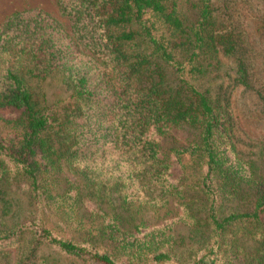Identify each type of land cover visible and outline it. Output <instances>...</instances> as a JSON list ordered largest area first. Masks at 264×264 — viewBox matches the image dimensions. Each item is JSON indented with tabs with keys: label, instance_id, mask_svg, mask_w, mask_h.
I'll list each match as a JSON object with an SVG mask.
<instances>
[{
	"label": "trees",
	"instance_id": "1",
	"mask_svg": "<svg viewBox=\"0 0 264 264\" xmlns=\"http://www.w3.org/2000/svg\"><path fill=\"white\" fill-rule=\"evenodd\" d=\"M184 4L56 0L69 30L36 9L1 24L0 196L34 208L0 223V252L28 237L17 264H50L51 248L79 264H264V179L232 144L226 97L202 86L241 35L215 0ZM55 74L64 104L36 101L31 83Z\"/></svg>",
	"mask_w": 264,
	"mask_h": 264
},
{
	"label": "rangeland",
	"instance_id": "2",
	"mask_svg": "<svg viewBox=\"0 0 264 264\" xmlns=\"http://www.w3.org/2000/svg\"><path fill=\"white\" fill-rule=\"evenodd\" d=\"M177 2L181 10L191 15L190 11L184 9V0ZM28 9L48 13L69 30L68 20L58 11L56 0H0V26L14 12ZM215 9L218 20L227 29L241 35V41L236 56L221 57L220 69L203 80L202 86H210L212 95L226 97L233 123L232 144L240 159L252 164L257 177L264 179V4L261 0H215ZM238 62L244 69V83L235 82ZM31 86L36 101L40 103L61 106L69 95L68 88L58 74L39 84L32 82ZM182 135L179 133L180 137ZM181 144L179 142L175 147ZM182 163L188 164L186 177L190 175L191 178L194 172L190 159L186 156ZM180 168L175 167L177 177L182 173ZM18 193L10 191L0 196V223L3 227L14 225L34 209L28 199ZM170 209L172 212L161 219V212L166 213ZM172 214H175L172 206L160 212L154 209L146 211V216L152 222L170 219ZM175 233L185 234V230L177 228ZM27 247L28 237L25 236L17 247L15 245L0 252V264H17L25 255ZM39 256L46 258L50 264H79L57 248L42 249Z\"/></svg>",
	"mask_w": 264,
	"mask_h": 264
}]
</instances>
